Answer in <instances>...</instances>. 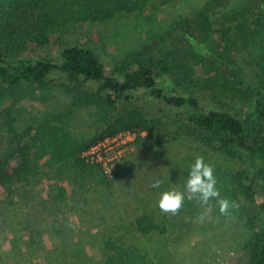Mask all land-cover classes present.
<instances>
[{
    "label": "trees",
    "instance_id": "trees-1",
    "mask_svg": "<svg viewBox=\"0 0 264 264\" xmlns=\"http://www.w3.org/2000/svg\"><path fill=\"white\" fill-rule=\"evenodd\" d=\"M150 1L167 5L176 0H0V93L12 100L9 107L0 110V208L8 210L14 188L37 182L40 171L46 179L53 180L50 172L54 170L56 178L51 181L47 194L53 204L69 201L74 205L82 200L86 205L83 218L88 222L101 209L117 213V208L121 206L125 214L117 213L118 222L110 221L108 215L102 216L103 228L100 232L95 229L96 225L88 223V231L78 233L75 240L62 239L53 248L41 244L44 264L163 263L166 216L157 209L154 212L148 209L143 191L138 192L125 179L127 167L118 164L114 179L109 180L101 167L86 164L80 157L99 141L119 133L147 131L151 134L159 129L162 118H150L138 108L111 114L118 102L129 100L130 93L146 90L170 110L182 111V120H177L184 129L180 128L181 132L192 130L200 140L208 143L212 142L208 138L211 137L216 142L215 150L225 157H232L233 150L241 151L252 164L260 161L264 172V66L258 65L261 72L258 86L248 87L247 90L239 88L243 84L235 75L227 77L223 83L217 81L219 75L226 74L225 67L234 66L231 58L233 50L247 51L252 59L253 55L259 54L264 60V0H259L257 4H253V0H214L215 5H221L223 9L231 7L233 11L230 15L223 13L222 18L230 23L228 26L211 31L200 26L201 31L205 30L208 35L212 33V52L201 36L180 30L189 52L212 69L204 72L205 77L201 81L194 77L192 81L196 78L198 82L195 87L201 84L209 90L229 95L231 99L237 95L245 101L255 97L254 117H241L228 108L227 102V110L209 108L203 111L195 91L192 92L194 95L165 93L157 86L159 77L170 75L180 83L191 80L192 74L180 67L179 73L183 78L179 77L175 71L179 64L173 61V55L161 54L150 48L136 54L132 66L118 78L106 74L104 64L93 49L76 44L64 45L59 52V62L48 57L10 61L30 48L53 45L57 35L66 33L71 26L85 22L102 24L120 15L139 13ZM216 14H221V10ZM231 69L235 70V67ZM52 72L64 75L72 87L68 88V92L76 93L72 97L75 104L94 105L99 109L105 120L97 132L80 140L69 138L63 133L62 126L52 124L57 121L62 123L63 119L49 113L33 118L21 133L15 131L14 107L22 104L24 94H38L44 90L46 78ZM84 83H94V91H84ZM40 98L43 101V97ZM35 100H38L37 96ZM237 190L249 197L247 187L240 182ZM259 209L264 213V198ZM177 215H173V219ZM92 227L96 236L91 233ZM82 236L93 241L84 244ZM87 247L97 249L100 260L93 262L87 255ZM24 248L25 259L31 263ZM246 251L250 264H264V226L250 234Z\"/></svg>",
    "mask_w": 264,
    "mask_h": 264
},
{
    "label": "rangeland",
    "instance_id": "rangeland-1",
    "mask_svg": "<svg viewBox=\"0 0 264 264\" xmlns=\"http://www.w3.org/2000/svg\"><path fill=\"white\" fill-rule=\"evenodd\" d=\"M213 1L176 0L167 5L150 1L139 13L120 15L102 24L85 22L71 26L66 33L57 35L58 39L53 45L30 48L10 61L48 57L59 62V52L64 45L76 44L93 49L104 64L106 74L117 77L132 66L136 54L150 48L161 54L171 53L173 61L179 64V68L175 69L179 77L183 78L180 76L181 72L179 73L180 67L186 68L192 74L191 80H182L180 83L170 75L159 77L157 86L165 93L194 95L192 92L195 91L203 111L209 108L226 109L227 102L228 108L241 117H254L255 97L245 101L237 95L231 99L229 95L209 90L201 84L195 87L198 83L196 78L203 80L204 72L212 69L189 52L190 48L183 42L180 30L201 36V40L209 47L207 49L212 52V33L208 35L205 30L201 31L200 26L210 31L228 26L229 21H225L222 16L224 12L230 15L233 11L231 7L223 9ZM253 1V4L259 2ZM220 10L221 14L214 15ZM195 51L198 52L197 49ZM215 52L217 53L216 50ZM261 57L257 54L252 59L247 51L233 50L231 58L234 66L225 67L226 74L219 75L217 81L223 83L227 77L235 75L243 84L239 87L241 90L256 86L261 77L258 65L264 66ZM233 67L235 70L231 69ZM194 77L196 78L192 81ZM46 85L38 94H24L22 104L14 107L16 113L12 112V116L17 133L27 128L33 118L46 113L63 119L62 123L57 121L52 124L62 126L63 133L69 138H87L100 129L105 118L94 105L75 104L72 97L76 93L68 92L72 87L66 82L64 75L59 72L50 73L46 78ZM94 88V83H84L82 87L87 92L94 91ZM35 96L38 100H35ZM11 101L10 96L0 93V110L9 107ZM134 108L142 110L150 118H162L163 123L151 134L147 131H135L133 136L119 135L113 143H107L103 148L102 161L90 162L83 157L84 152L80 157L86 164L101 167L109 180L114 179V170L118 164L127 167L129 170L124 173L125 179L138 192L143 191L148 209L153 212L157 209L166 216L167 232L163 240L166 253L162 264H250L246 251L248 238L254 230L264 226V213L259 209L264 198L263 164L260 161L252 164L248 156L238 150L232 151V157H225L215 150L216 142L211 137L208 138L212 142L208 143L200 140L192 130L181 132L180 128L183 127L177 120H182L183 112L170 110L151 97L146 90L130 93L129 100L118 102L111 114L117 115ZM197 156H202L205 162L213 166L220 198L235 201L238 207L230 208L227 214H222L216 199H210L205 205L195 197L189 198L184 189V181L190 163ZM50 177L55 180L54 170L50 172ZM37 179V182L29 186L19 185L14 188L8 210L0 208V264H44L41 244L53 248L62 239L75 240L78 233L88 231L91 225H96L95 229L100 232L103 228L100 220L102 216L108 215L110 221L118 222L117 213L125 215L121 206L117 208V213L101 209L88 222L83 218L86 205L82 200L80 204L74 205L69 201L53 204L47 198L53 180L46 179L41 171ZM157 179L162 181L161 190L176 187L185 191V200L176 211L179 214L176 219H173L176 213L163 212L158 206L159 190L152 187ZM238 182L247 187L248 198L237 190ZM24 227L27 230H22ZM91 233L96 236L93 227ZM89 240L93 241L86 236L81 238L84 244ZM24 247L31 263L25 259ZM86 252L93 262L101 258L94 247L88 248Z\"/></svg>",
    "mask_w": 264,
    "mask_h": 264
},
{
    "label": "clouds",
    "instance_id": "clouds-1",
    "mask_svg": "<svg viewBox=\"0 0 264 264\" xmlns=\"http://www.w3.org/2000/svg\"><path fill=\"white\" fill-rule=\"evenodd\" d=\"M216 184L217 179L214 175L213 166L205 162L202 156L195 157L189 165L188 175L184 181V189L189 194V198L195 197L205 205L208 204L210 199H216L220 213L227 214L230 208H236L238 204L227 198H220V192ZM152 187L159 190L158 206L163 212L175 214L183 205L185 191L178 190L176 187L161 190L162 181L158 179L153 182Z\"/></svg>",
    "mask_w": 264,
    "mask_h": 264
},
{
    "label": "built area",
    "instance_id": "built-area-1",
    "mask_svg": "<svg viewBox=\"0 0 264 264\" xmlns=\"http://www.w3.org/2000/svg\"><path fill=\"white\" fill-rule=\"evenodd\" d=\"M121 134L133 136L134 132H123V133H119L118 135L114 136L113 138L104 139V140L96 143L95 145L91 146L89 149H87L84 152L83 157L90 162L102 161L103 160L102 151H103V148L105 147V145L107 143H113L117 139V137H119V135H121Z\"/></svg>",
    "mask_w": 264,
    "mask_h": 264
}]
</instances>
